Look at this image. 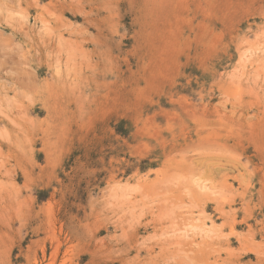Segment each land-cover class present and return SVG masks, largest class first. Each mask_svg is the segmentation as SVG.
I'll use <instances>...</instances> for the list:
<instances>
[{
  "label": "rangeland",
  "instance_id": "374dc122",
  "mask_svg": "<svg viewBox=\"0 0 264 264\" xmlns=\"http://www.w3.org/2000/svg\"><path fill=\"white\" fill-rule=\"evenodd\" d=\"M0 264H264V0H0Z\"/></svg>",
  "mask_w": 264,
  "mask_h": 264
}]
</instances>
